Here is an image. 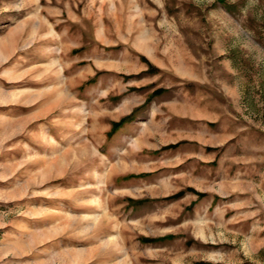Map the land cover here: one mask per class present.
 I'll return each mask as SVG.
<instances>
[{
  "label": "rangeland",
  "instance_id": "374dc122",
  "mask_svg": "<svg viewBox=\"0 0 264 264\" xmlns=\"http://www.w3.org/2000/svg\"><path fill=\"white\" fill-rule=\"evenodd\" d=\"M0 264H264V0H0Z\"/></svg>",
  "mask_w": 264,
  "mask_h": 264
}]
</instances>
